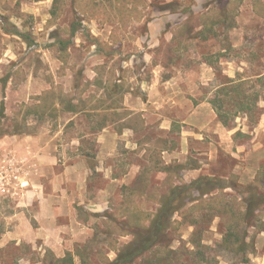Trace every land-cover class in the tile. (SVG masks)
I'll return each mask as SVG.
<instances>
[{
	"label": "rangeland",
	"instance_id": "rangeland-1",
	"mask_svg": "<svg viewBox=\"0 0 264 264\" xmlns=\"http://www.w3.org/2000/svg\"><path fill=\"white\" fill-rule=\"evenodd\" d=\"M142 1L138 8L142 12L140 21L133 20L124 28L116 22H102L91 18L88 12H82V9L87 11L97 4L110 5L108 0H63L61 12L55 15L52 14L53 0H0V138L38 133L51 137L62 132L53 143L70 149L76 135L85 136L84 133L95 131L93 120L82 115L71 121L74 113L64 110H58L53 118H38L34 114L24 117L20 107L25 106L27 111L30 106L37 105V97L50 90L55 94L63 93L64 101L70 100L73 105H77L80 98L86 100L94 96L100 99L102 90L93 85L97 69L102 70V82L123 76L129 88L124 99L131 94L146 100L142 87L154 75L165 80L180 73L177 76L187 75L196 82L197 72L206 64L212 67L214 78L208 85L196 82L202 93L198 101L211 100L216 88L227 79L241 80L244 85L240 91L255 99L258 110L249 115L237 113V103L225 98L230 109L227 117L230 127L225 128H234L238 132L233 143L218 146V139L210 135L208 141L218 149L223 148L221 153L213 149L211 161L209 156L198 155V151H205L207 146L191 143L184 165L177 164V159L168 164L172 168H186L172 179L161 172L160 180L156 182L153 171L146 180L145 194L134 197V202L144 210L155 211L154 201L158 200V195L169 190L170 183H189L187 170L198 167L204 174L226 184L230 175H235L239 186L258 179L264 192V0ZM170 2L181 3L182 10L171 13L157 8V5ZM222 13H228L226 22L212 24L213 31L201 34L206 18ZM60 41H63V47ZM63 48L66 51L60 52ZM122 106L126 108L124 104ZM14 118H18L17 124H14ZM140 132L143 133L140 143L148 142L149 148L161 145L185 156L179 146L180 125L174 127L173 134L166 140L155 128L149 133L143 129ZM94 139L92 135L81 140L82 146L91 153L96 148ZM163 141L166 144L162 145ZM131 159L141 165L144 163V160ZM161 159L165 164L170 161L166 159L165 162L162 155ZM17 160V156L6 157L0 152V170H8V179L12 178L7 192L0 191V239L2 234L13 233L19 226L14 217L21 195V188L14 187L20 182L13 179L21 167ZM129 164L127 157L123 162L124 170ZM93 178L95 186L104 184L98 176ZM139 184L137 181L134 186ZM225 193L241 196L231 189H226ZM85 218L90 221L87 214ZM174 219L180 220L178 215ZM190 219L168 235L171 254L166 260L169 264H264V211L260 220L248 227L247 250L240 254L226 252L220 246L224 229L219 217L195 211ZM30 223L35 226L31 218ZM91 223L98 240L82 246V249L88 246L84 254L89 264H100L101 256L106 254L114 257L116 249L133 238L132 235L121 236L115 227L110 229L112 235L105 238L101 234L105 230L102 222L92 216ZM73 258L80 259L78 255ZM60 259L63 260L57 262L59 259L44 248L33 251L24 242L12 241L0 247V264H68L64 257ZM134 264L143 263L136 260Z\"/></svg>",
	"mask_w": 264,
	"mask_h": 264
},
{
	"label": "crops",
	"instance_id": "crops-1",
	"mask_svg": "<svg viewBox=\"0 0 264 264\" xmlns=\"http://www.w3.org/2000/svg\"><path fill=\"white\" fill-rule=\"evenodd\" d=\"M177 75L180 73L165 80L155 78L154 75L142 87L146 100L128 94L123 104L127 111L141 116L144 132L149 133V130L155 128L164 135V140L173 134L172 130L177 124L180 125L179 146L180 152L185 156L181 157L177 150H165L162 156L165 162L170 159L169 163L166 162L167 165L176 159L179 161L177 164L184 165L193 142L207 146L205 151H198V155L209 156L208 160L211 161L213 149L221 153L223 148L213 146L208 141L209 136H215L218 146H222L233 143L237 133L234 128H225L218 121L209 101H198L202 93L196 82L201 85L212 82L213 69L203 64L197 72L196 82L190 76ZM82 115L96 123L94 117L85 113L74 114L70 120L75 121ZM59 134L63 133L57 132L51 137L38 133L0 138L1 155L17 156L21 166L16 176L20 184L14 185L21 188L16 206L19 209L14 214L19 226L13 233L2 234L1 248L12 241L24 242L33 251H40L42 248L50 251L57 259L65 257L66 252L74 253L81 249L95 236L92 216L104 213L113 202L121 203V188L132 187L138 181L145 161L141 165L139 162H132L131 158L143 160L146 148L151 147L148 142L140 143L142 132L127 126L121 128L109 125L101 131L84 133L85 136L76 135L70 149L53 143ZM92 135L96 144L93 153L82 146L81 142ZM127 157L131 164L124 170L123 162ZM186 173L190 178L189 182L201 176L212 177L204 174V170L199 167L189 169ZM94 175L103 181L102 186L94 185ZM158 175L160 173H155L153 177L155 182L160 180ZM112 197L118 199L114 200ZM86 214L90 216L89 222L85 218ZM30 218L35 226L30 223ZM106 255L110 260L116 257V254L114 257ZM74 263L80 264V261L74 259Z\"/></svg>",
	"mask_w": 264,
	"mask_h": 264
},
{
	"label": "trees",
	"instance_id": "trees-1",
	"mask_svg": "<svg viewBox=\"0 0 264 264\" xmlns=\"http://www.w3.org/2000/svg\"><path fill=\"white\" fill-rule=\"evenodd\" d=\"M108 2L110 5L97 4L95 8L87 11L82 9V12L84 14L88 12L91 18L100 19L102 22H116L119 27L124 28H127L133 20L140 21L142 12L138 8L143 4L142 0H108ZM62 7L63 0H53L52 14H59ZM181 7V3L178 2L157 5L160 11L171 13L181 11ZM222 14L207 17L201 34L213 31L212 24L225 23L228 13ZM60 42L63 47V41ZM63 49L60 52L66 51L65 48ZM101 71V69L96 70L97 78L93 85L102 90V98L96 99L94 96H90L86 100L80 98L77 105H73L70 100L64 101L63 93L55 94L50 90L37 97V105L30 106L27 111H25V106H21L20 110L23 111V116L34 114L38 118L45 116L53 118L58 110H64L74 114L85 113L89 117L96 118L95 130L97 131H101L109 125L121 128L132 127L135 131L142 130L144 122L141 116L127 111L122 106L124 95L129 92V88L123 81V76L118 80L110 77L102 82L100 80L103 74ZM243 85L241 80L227 79V82L216 88L214 97L209 100L218 121L224 127H230L227 118L230 109L225 104L227 103L224 101L225 98L229 97L233 103H237V113L249 115L258 110L256 102H254L255 99L252 100V97H247L240 91ZM236 97L239 98L238 101L235 100ZM17 122L18 118H14V124ZM163 144L166 143L163 141ZM165 150L169 149L161 145L146 148L143 155L144 167L138 179L140 184L137 186L139 188L123 186L121 188V203L110 204L109 209L104 213L93 215L105 226V230L101 231L105 238L112 235L111 227L119 230L121 236L132 235L133 237L129 243L116 249L114 260H110L107 255H104V257L101 256L100 264H134L136 260H140L143 264H169L166 260L171 254L168 235L177 230L183 222L190 221L195 211L207 215L214 214L220 218L221 226L224 229L220 246L224 251L240 254L247 250V229L253 222L260 220V214L264 211V192L261 181L258 179L250 184L239 186L235 175L228 177L229 183L227 184L219 178L201 176L189 183L181 182L179 185L170 183L169 190L165 194L158 195V200L154 201L157 206L155 211L144 210L134 202V197L145 194L146 180L153 171L165 173L169 179H172L173 176L177 177L180 171L186 168L185 166L172 168L166 165L161 159L162 152ZM226 189H231L232 192L241 196L225 193ZM175 215H178L180 220L174 219ZM97 240L98 234H95L89 243H95ZM87 249L88 246H85L83 249L81 248L83 252L77 251L75 255L67 253L64 261L68 264H75L73 257L78 255L80 264H89V260L84 254ZM60 260L63 259H59L57 262Z\"/></svg>",
	"mask_w": 264,
	"mask_h": 264
},
{
	"label": "built area",
	"instance_id": "built-area-1",
	"mask_svg": "<svg viewBox=\"0 0 264 264\" xmlns=\"http://www.w3.org/2000/svg\"><path fill=\"white\" fill-rule=\"evenodd\" d=\"M3 170H0V191L2 193H5V192H7V189L6 188L9 187L10 184H11V182H10L9 179H12V178L10 177L8 179V175H10V174H7V173H9V171L8 170L3 171ZM13 179L14 180H17V177L14 176Z\"/></svg>",
	"mask_w": 264,
	"mask_h": 264
}]
</instances>
